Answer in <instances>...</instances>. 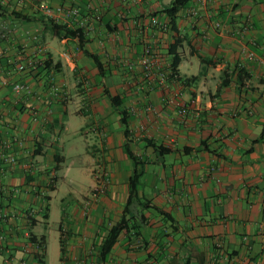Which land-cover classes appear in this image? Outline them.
<instances>
[{"label": "crops", "instance_id": "crops-1", "mask_svg": "<svg viewBox=\"0 0 264 264\" xmlns=\"http://www.w3.org/2000/svg\"><path fill=\"white\" fill-rule=\"evenodd\" d=\"M171 4L0 0V264H40L43 235L46 263L56 239L61 264H101L123 216L104 264H264V0ZM38 44L51 65L19 71ZM125 147L143 171L127 212ZM60 188L72 206L53 227Z\"/></svg>", "mask_w": 264, "mask_h": 264}, {"label": "trees", "instance_id": "trees-1", "mask_svg": "<svg viewBox=\"0 0 264 264\" xmlns=\"http://www.w3.org/2000/svg\"><path fill=\"white\" fill-rule=\"evenodd\" d=\"M187 0H172V4L171 6L168 8V11L170 13V15H173L176 10L179 9V7L183 6L185 4ZM53 28L54 30L57 32H59L60 30H64V36H77L79 38V40L81 41L82 45L84 42V33L80 28L77 29H69L67 27H63L62 25L58 24V23H54L53 24ZM51 59L49 56H47L43 62V65L45 68L49 67L51 65ZM179 60L176 59L175 57V61L173 63L174 66L178 65ZM113 103L115 106L121 108V102L118 103L116 101V97L113 98ZM119 112L121 114V120L122 123L124 125V133L125 136L129 135V119H128V113L126 110L124 109H119ZM128 145V144H127ZM156 148H159L161 151L164 150V148L162 146H158ZM126 153L127 155L134 161L135 163V172L133 177H131L130 179V196H129V201H128V205L125 207V212L128 211V207L129 204L132 201V196L134 194V192H136L139 188V183L140 180L143 176V171L139 169L138 164H139V160L137 159L136 155L131 151L130 147H125ZM57 162H60L59 159H56ZM56 169H58V165L56 166ZM49 210V207H47V211ZM45 218H48V214H45ZM129 228V219L126 218V216H123L118 222L112 224L108 229H107V235L105 236V238L100 242V244L98 245V257L100 259L101 264H104L107 261V258L112 250L113 245L115 244V242L117 241L118 236L120 235V233ZM36 240V239H35ZM38 242V247L40 250L43 251V253H36V258L38 260V262L40 264H47L46 261L44 260V252L46 249V236L43 235L41 237V239L37 240ZM61 251L64 252V243L63 241H61Z\"/></svg>", "mask_w": 264, "mask_h": 264}, {"label": "built area", "instance_id": "built-area-1", "mask_svg": "<svg viewBox=\"0 0 264 264\" xmlns=\"http://www.w3.org/2000/svg\"><path fill=\"white\" fill-rule=\"evenodd\" d=\"M200 1H207V0H200ZM62 10H63V8L60 5L55 6V7H51L50 5L49 6H45V14L48 15L49 17H51V18H56L58 16V14L62 12ZM77 11H78V9H76V8L72 9V12H74V13H76ZM32 39H33V41H39V36L34 34L32 36ZM44 53H45L44 46L41 45V44H38L37 49H36V53L34 55H27V57H24L21 54L20 55V61L17 63V69L19 71H25L28 67L34 68L39 63H43L45 59L44 58L39 59L38 56L40 54L44 55ZM143 64L149 65L148 58H144L143 59ZM2 84L3 85H9L10 82L6 78V79L2 80ZM12 87H13L14 91H16L18 93L22 92L24 90L25 91L30 90L29 85H27L26 83L19 82V81L12 83ZM55 90H58V88L56 87ZM186 110L187 109H186L185 106H181V111L182 112H186ZM10 162L14 163L15 162V158L11 157L10 158ZM2 189H3V185H1V183H0V190H2ZM80 264H86V263H80Z\"/></svg>", "mask_w": 264, "mask_h": 264}, {"label": "rangeland", "instance_id": "rangeland-1", "mask_svg": "<svg viewBox=\"0 0 264 264\" xmlns=\"http://www.w3.org/2000/svg\"><path fill=\"white\" fill-rule=\"evenodd\" d=\"M80 119L81 118L77 117V119L71 120V122H72V125L70 127L71 130L75 129V126H73V125L75 124L76 121H79ZM81 121L83 122V124L86 122L83 120H81ZM70 129L66 133H68L70 131ZM82 153L84 154L85 152L82 150ZM73 159H74L73 157L68 158L67 163H68L69 167H71ZM102 173H103V171H102ZM61 174H63V173H61ZM63 194H64L63 189L60 188L59 192L56 194V196L54 197V200H53V205H54L53 222H52L53 227L56 226V222L60 217L62 207H67L70 210L69 205L72 204L71 201L69 202V200H67V201H65L66 205H63V203L61 202V199H60ZM70 206H72V205H70ZM47 253H48V255H47V263L48 264H61L59 262V259H58L59 244H58L56 239L50 240Z\"/></svg>", "mask_w": 264, "mask_h": 264}]
</instances>
